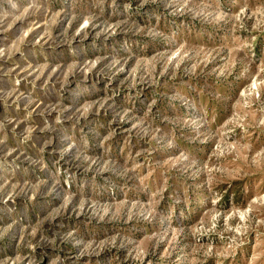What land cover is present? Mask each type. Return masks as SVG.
Returning a JSON list of instances; mask_svg holds the SVG:
<instances>
[{"label": "rangeland", "instance_id": "obj_1", "mask_svg": "<svg viewBox=\"0 0 264 264\" xmlns=\"http://www.w3.org/2000/svg\"><path fill=\"white\" fill-rule=\"evenodd\" d=\"M0 264H264V0H0Z\"/></svg>", "mask_w": 264, "mask_h": 264}]
</instances>
